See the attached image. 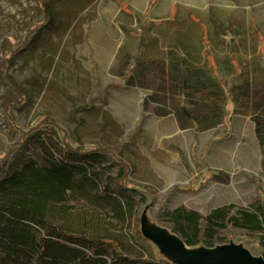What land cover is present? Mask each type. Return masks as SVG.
Instances as JSON below:
<instances>
[{"label": "rangeland", "instance_id": "1", "mask_svg": "<svg viewBox=\"0 0 264 264\" xmlns=\"http://www.w3.org/2000/svg\"><path fill=\"white\" fill-rule=\"evenodd\" d=\"M190 67L223 96L215 115L207 113L212 123L197 124L198 99L172 80L188 78ZM246 81L264 107V0H0V156L18 140L12 121L35 128L48 116L72 146L110 150L127 165L131 190H122V165L109 159L104 184L135 207L129 226L113 231L134 258L263 257L260 234L237 228L214 248H186L169 220L179 207L202 215L230 204L233 213L264 209V114L247 101L251 90L242 97ZM38 134L17 164H42L41 143L62 144L51 127Z\"/></svg>", "mask_w": 264, "mask_h": 264}, {"label": "trees", "instance_id": "2", "mask_svg": "<svg viewBox=\"0 0 264 264\" xmlns=\"http://www.w3.org/2000/svg\"><path fill=\"white\" fill-rule=\"evenodd\" d=\"M199 38L202 41V35ZM194 72L191 70L185 79L173 74L172 80L180 82L178 85L183 90H191L198 99L200 108L193 115L197 124L212 123L214 120L207 113L215 115L217 101L223 96L215 91L218 85L212 80L201 74L197 76L196 72L192 75ZM246 82L243 98L251 90L250 81ZM251 91L252 97L248 96L247 101L253 99V112L259 117V113L264 114V107L257 98L262 96L257 87ZM203 93L208 96L205 101ZM234 102L236 112L240 111L242 106L236 98ZM205 109L208 111L204 112ZM11 123L18 140L0 156V264H167L151 256L128 255L124 243L114 235L113 230L128 227L135 214L132 197L113 192L107 182L104 184V164L109 159L122 165L118 180L122 190H131L125 182L128 171L122 160L106 148L72 146L62 125L49 116L35 128L21 129ZM43 125L61 133L62 144L58 146L54 139L52 146L41 143L42 164L32 158L17 164L24 144L38 136ZM59 152L61 157L57 158ZM81 202L86 204L78 210ZM234 209L230 204L202 215L179 207L169 213L171 232L188 247L214 248L231 239L234 230L239 228L260 234L258 241L264 247V209L253 205L233 213ZM161 215L159 212L158 217ZM107 218L116 222L112 225L114 228L109 227ZM222 231H226V237L217 236Z\"/></svg>", "mask_w": 264, "mask_h": 264}, {"label": "water", "instance_id": "3", "mask_svg": "<svg viewBox=\"0 0 264 264\" xmlns=\"http://www.w3.org/2000/svg\"><path fill=\"white\" fill-rule=\"evenodd\" d=\"M183 245L186 247V248H189L184 242H183ZM221 248L223 247H217L216 249H213V250H210V251H207L208 253H216L217 251H219ZM225 248V247H224ZM244 257L242 259H240L239 262H229L227 264H264V258L263 257H260V258H254L252 257L249 252L245 251L244 250ZM188 264H212V263H208V262H202V261H199V262H191V263H188Z\"/></svg>", "mask_w": 264, "mask_h": 264}]
</instances>
